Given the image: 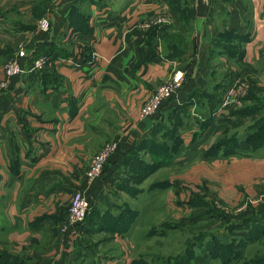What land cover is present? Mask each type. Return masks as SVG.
Returning <instances> with one entry per match:
<instances>
[{
  "label": "crops",
  "instance_id": "obj_1",
  "mask_svg": "<svg viewBox=\"0 0 264 264\" xmlns=\"http://www.w3.org/2000/svg\"><path fill=\"white\" fill-rule=\"evenodd\" d=\"M42 16L47 31L37 27ZM20 43L26 71L0 90V264H131L137 230L172 236L178 228L167 222L184 221L194 198L222 205L231 222L256 216L264 225V148L251 151L244 138L264 101L241 112L264 96V0H0V80ZM40 56L47 65L31 68ZM176 70V93L141 117ZM235 83L238 102L222 108ZM167 127L179 142L171 164L136 183V158L152 161L153 132ZM223 134L240 139L231 154L211 151ZM109 141L116 151L88 180L91 157ZM154 181L167 186L130 192ZM75 191L90 200L89 217L63 229ZM153 206L164 214L151 224ZM197 218L189 222L215 225ZM214 233L228 242L225 228Z\"/></svg>",
  "mask_w": 264,
  "mask_h": 264
},
{
  "label": "trees",
  "instance_id": "obj_2",
  "mask_svg": "<svg viewBox=\"0 0 264 264\" xmlns=\"http://www.w3.org/2000/svg\"><path fill=\"white\" fill-rule=\"evenodd\" d=\"M186 29V28H185ZM238 48H235L233 45L232 49L233 52L237 54H241V47L240 45H236ZM255 104L251 108H245L241 110L244 112L246 110L254 109L257 105L264 101V96L262 98H254ZM164 104V103H163ZM166 131L162 129H158L153 132V140L151 141V147L147 148L148 152L151 151V158L152 161L149 163L141 159L140 157L136 158V161L133 164V170L135 173L131 176L136 183L143 180L145 177L153 173L157 170V168L161 166H166L171 164L179 142L178 138L175 136L174 127H167ZM159 136H161L162 140H159ZM245 140L253 147L254 152L259 151L261 147L264 148V115L258 118L251 126L245 129ZM164 139V141H163ZM166 140V141H165ZM239 138L232 134L227 136V134L221 135L212 145L211 151L212 152H219L222 151L223 154H231L234 152V148L236 147L237 143L239 142ZM161 157L162 159H160ZM167 186V183L164 181H154L149 187V190H158L162 189ZM131 189H129L130 191ZM133 193H138V188L132 189ZM200 199L194 198L190 204L195 206V204H200ZM210 205L209 203H206ZM131 216L135 212L130 211ZM210 216V215H209ZM89 213L86 216L85 221L88 219ZM216 220L215 217H211ZM230 218V217H229ZM226 220V231L228 236V242L222 243L219 242L213 232L207 233L205 236H200L199 233L193 236H189L184 240V243L187 244L177 254H169V255H161L159 256V260L161 264H190V259L194 257V247H198L202 245L203 242L207 245V251L210 257V260L217 261L220 258H223V264H264V249L259 251V249L253 254V257L249 258L244 254V249H246L251 243L256 241H260L264 238V225L260 224L258 217H248L244 219L242 223L238 224L237 222H231L230 219ZM204 219V218H203ZM85 223V222H84ZM167 227L174 229V228H183V221L179 223H168ZM118 228L119 226H112L111 230ZM244 228H248L245 230ZM155 231L158 230L153 227V230L150 236H154ZM208 239V240H206ZM152 262V261H150ZM132 264H137V260H134Z\"/></svg>",
  "mask_w": 264,
  "mask_h": 264
},
{
  "label": "rangeland",
  "instance_id": "obj_3",
  "mask_svg": "<svg viewBox=\"0 0 264 264\" xmlns=\"http://www.w3.org/2000/svg\"><path fill=\"white\" fill-rule=\"evenodd\" d=\"M41 18V17H40ZM25 46V45H24ZM235 48H238L235 46ZM16 52V51H15ZM14 55V54H13ZM12 55V56H13ZM11 56V57H12ZM248 148L251 151H254L255 148H253L249 143H247ZM263 147L257 150H261ZM150 155V154H149ZM143 159V158H142ZM144 160V159H143ZM145 161V160H144ZM146 162H150L147 161ZM165 171L160 172L158 175L155 174L154 180H157L158 178L162 177ZM147 188V185H146ZM139 194L143 192V194L150 195L149 193H153L156 190H141L138 189ZM141 201L143 202V196L141 195ZM156 201L157 206H161V202L159 201V198H154ZM200 204H195L196 208L191 210L189 214L185 213L182 215L183 221V228L178 229V231L175 233L174 231L171 232V235H168L167 237L160 238V237H153L150 236V232L153 230L151 227L149 229V235L148 237L144 236L145 231L148 229L147 226L143 228H139L137 230L136 236L134 243L132 242L133 248L130 251V258H131V264L134 260H137V264H161V261L159 260V256H161V252L164 254L169 253V252H176L179 250H182L184 246L187 244L186 242L184 243V240L188 238L189 236L196 235L197 233L200 234V236H205L207 233H212L215 231V233L218 232H223L224 228L226 227V220L230 217V212L226 211L222 205L218 203H211L210 205L206 204L209 203V201L205 200H200ZM212 204V206H211ZM162 208V207H161ZM144 211V210H142ZM164 214V209L158 210V207L154 209V206L151 210V213L149 214V219H151V224L155 223L162 215ZM210 215V216H209ZM208 218V217H215V225L211 224L214 223L212 220L210 221H203L204 223H199V225L194 224V222H189V220H192L193 218ZM154 218H156L154 222ZM197 218V219H199ZM146 222V221H145ZM155 227V226H153ZM156 228V227H155ZM247 230L248 228H244ZM139 231V232H138ZM170 234V231L167 232ZM214 233V234H215ZM109 233H107L108 235ZM155 234H157V231H155ZM216 236V235H215ZM182 237V238H181ZM182 240V241H181ZM115 243H108V246L114 245ZM135 246V247H134ZM208 247L205 242H203L202 245H199L198 247H194V252L195 254L198 253V257H192L189 261L190 264H206L205 260L206 256H202V251L201 250H206ZM259 249L261 251L264 249V238H262L260 241H256L254 243H251L246 249H244V254L251 258L253 257V254ZM113 251V250H112ZM198 251V252H197ZM132 253V256H131ZM162 254V255H164ZM167 255V254H166ZM204 259V260H203ZM152 261V262H150ZM224 259L220 258V260H210V264H223Z\"/></svg>",
  "mask_w": 264,
  "mask_h": 264
},
{
  "label": "built area",
  "instance_id": "obj_4",
  "mask_svg": "<svg viewBox=\"0 0 264 264\" xmlns=\"http://www.w3.org/2000/svg\"><path fill=\"white\" fill-rule=\"evenodd\" d=\"M207 2L208 0H200ZM157 22H164L165 19L157 18ZM37 27L42 31H47L50 27V20L47 16H42L37 21ZM26 58V51L24 44L20 43L14 55L2 66V79L0 80V90L7 88L9 79L26 71L24 59ZM48 63L47 56H40L31 61V68L42 69ZM182 81V73L176 70L171 77L159 84L155 91L148 97L144 105L141 107L140 116H153L161 108L163 103L169 100L176 93ZM240 86L235 83L229 90H227L222 99L221 107H227L231 102L237 103L235 96ZM116 141H109L97 151L90 159L86 175L88 180L95 179L103 172L105 165L117 149ZM90 200L80 191H75L70 197V204L66 220L63 224V229L83 225L90 211Z\"/></svg>",
  "mask_w": 264,
  "mask_h": 264
}]
</instances>
